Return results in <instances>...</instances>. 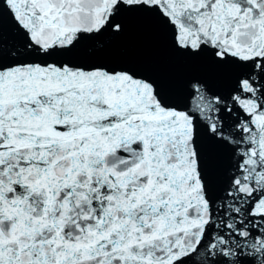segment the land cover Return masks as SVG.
I'll list each match as a JSON object with an SVG mask.
<instances>
[{"label":"snow or ice","instance_id":"obj_1","mask_svg":"<svg viewBox=\"0 0 264 264\" xmlns=\"http://www.w3.org/2000/svg\"><path fill=\"white\" fill-rule=\"evenodd\" d=\"M0 264H264V0H0Z\"/></svg>","mask_w":264,"mask_h":264},{"label":"water","instance_id":"obj_2","mask_svg":"<svg viewBox=\"0 0 264 264\" xmlns=\"http://www.w3.org/2000/svg\"><path fill=\"white\" fill-rule=\"evenodd\" d=\"M157 43H158V46L160 48V51H161V54H163V37H158L157 38ZM127 46V43L126 42H122L120 44H117V45H114L113 47H111L109 49V51H111L113 54H116L118 53L122 48L126 47Z\"/></svg>","mask_w":264,"mask_h":264}]
</instances>
